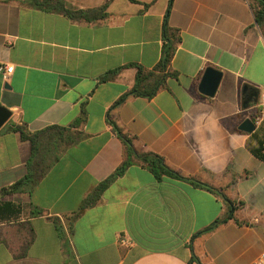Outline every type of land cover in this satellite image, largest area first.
<instances>
[{
  "label": "crops",
  "instance_id": "1",
  "mask_svg": "<svg viewBox=\"0 0 264 264\" xmlns=\"http://www.w3.org/2000/svg\"><path fill=\"white\" fill-rule=\"evenodd\" d=\"M72 10L105 5L84 20L30 0H0V189L25 177L29 190L0 193V264H250L264 249V22L249 0H62ZM178 41L172 72L151 97L128 94L135 63L161 60L163 23ZM207 67L221 72L213 96L199 92ZM120 68L105 80L101 77ZM251 86L244 104L242 87ZM182 176L212 191L130 165L81 208L121 163L123 144L108 118ZM15 126L42 131L31 143ZM51 126L61 127L46 129ZM262 153V152H261ZM122 239L125 240L123 242ZM128 242V244H127ZM190 264H198L192 262Z\"/></svg>",
  "mask_w": 264,
  "mask_h": 264
},
{
  "label": "trees",
  "instance_id": "2",
  "mask_svg": "<svg viewBox=\"0 0 264 264\" xmlns=\"http://www.w3.org/2000/svg\"><path fill=\"white\" fill-rule=\"evenodd\" d=\"M134 1V0H133ZM251 1V5L254 8L255 20L258 23L264 22V0H249ZM30 2L36 7H47L52 8L55 10H60L66 13L69 17L75 19H84V20H91L97 19L104 15L105 5L100 6L95 9L90 10H72L64 7V3L62 0H30ZM178 41V37L175 36L172 28L168 26L166 20L163 23V45H162V56L159 63L154 66L152 69H145L142 66L131 63L128 66L135 67L136 74L134 79V85L126 92L119 100L115 102L114 105H118L126 95L131 94L134 96H143L147 98L153 97L159 88L164 85L165 79L172 74L169 70L170 60L174 54L176 43ZM120 68H116L113 71H110L107 75L101 77V80H105L111 75L112 73L117 72ZM108 122L111 124L113 130L115 131L117 137L121 140L123 144V158L121 163L117 166V168L105 179L101 180L97 183V185L93 188V190L84 198L81 208H85L89 205L94 204L97 199L99 198L102 191L108 187L110 183H112L117 177L123 175L126 169L132 164H139L145 168H147L156 179H161L162 176H170L177 179L186 180L194 185H197L202 188H206L212 191L215 194H218L227 204L228 211L227 214L222 218H217L214 220L210 225L204 228L201 231L196 232L193 235V238L197 235L211 231L215 229L222 223L227 222L230 219H233V213L235 210V206L232 204L231 200L224 195L223 193L219 192L214 187L202 183L198 180L187 178L182 176L177 171L168 167L164 159L157 153H154L150 150H137L133 145V139L135 138L134 135L123 133L122 130L117 126V124L108 118ZM56 128L61 130V127L58 126H51L46 129ZM15 130L20 132V136L22 139L29 140L31 143V158L35 156L36 152L38 151L39 142L38 139L40 137V133L42 131L36 132H27L20 126H15ZM262 160H264V156L261 152L256 153ZM33 178L30 173H28L25 177L18 180L17 182L1 188L0 193H8L14 192L19 190H29L32 187ZM197 262L201 264L198 258L193 254H191L189 264L192 262Z\"/></svg>",
  "mask_w": 264,
  "mask_h": 264
},
{
  "label": "water",
  "instance_id": "3",
  "mask_svg": "<svg viewBox=\"0 0 264 264\" xmlns=\"http://www.w3.org/2000/svg\"><path fill=\"white\" fill-rule=\"evenodd\" d=\"M221 72L213 67H207L202 75L201 81L198 86L200 93L213 96L219 81L221 79ZM253 89L251 86L244 84L242 87V95L245 97L243 102L247 104L249 101L246 99L249 98V91ZM10 116V112L5 108L0 106V127L7 121ZM239 129H242L246 132H252L255 129V125L250 118H245L239 125Z\"/></svg>",
  "mask_w": 264,
  "mask_h": 264
},
{
  "label": "built area",
  "instance_id": "4",
  "mask_svg": "<svg viewBox=\"0 0 264 264\" xmlns=\"http://www.w3.org/2000/svg\"><path fill=\"white\" fill-rule=\"evenodd\" d=\"M13 70V65L12 64H6L0 62V72L4 75L7 76L9 75ZM259 111L257 112V115L253 117V123L254 125H258L262 118L264 117V88L260 90L259 93ZM262 155L264 156V139L262 142V148H261ZM123 242H125L124 239L121 238ZM128 244V242H127ZM250 264H264V249L260 251V253L253 259V261Z\"/></svg>",
  "mask_w": 264,
  "mask_h": 264
}]
</instances>
